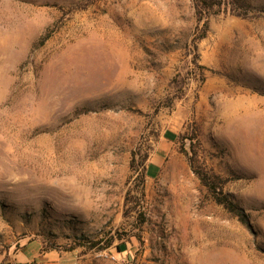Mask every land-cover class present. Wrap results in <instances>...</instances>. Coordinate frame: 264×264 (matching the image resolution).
<instances>
[{"label": "rangeland", "instance_id": "1", "mask_svg": "<svg viewBox=\"0 0 264 264\" xmlns=\"http://www.w3.org/2000/svg\"><path fill=\"white\" fill-rule=\"evenodd\" d=\"M225 2L0 0V264H264V0Z\"/></svg>", "mask_w": 264, "mask_h": 264}, {"label": "trees", "instance_id": "2", "mask_svg": "<svg viewBox=\"0 0 264 264\" xmlns=\"http://www.w3.org/2000/svg\"><path fill=\"white\" fill-rule=\"evenodd\" d=\"M192 2L195 12L198 15V20H201L203 15L212 16L218 14L222 7L226 5L225 0H192ZM205 23H207V20H205ZM198 176L203 185L208 189L209 195L218 205L223 206L228 212L238 216L240 221H244V216L238 214L236 206L227 196H224L221 192H217L213 184L209 183L202 173H198Z\"/></svg>", "mask_w": 264, "mask_h": 264}, {"label": "crops", "instance_id": "3", "mask_svg": "<svg viewBox=\"0 0 264 264\" xmlns=\"http://www.w3.org/2000/svg\"><path fill=\"white\" fill-rule=\"evenodd\" d=\"M62 260L57 253L40 252V249L37 248L31 257L24 259L20 264H62Z\"/></svg>", "mask_w": 264, "mask_h": 264}]
</instances>
